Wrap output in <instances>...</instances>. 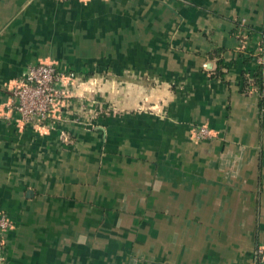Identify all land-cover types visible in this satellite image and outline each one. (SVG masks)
I'll list each match as a JSON object with an SVG mask.
<instances>
[{
	"label": "crops",
	"instance_id": "crops-1",
	"mask_svg": "<svg viewBox=\"0 0 264 264\" xmlns=\"http://www.w3.org/2000/svg\"><path fill=\"white\" fill-rule=\"evenodd\" d=\"M263 30L264 0H0L3 264H259ZM38 62L78 76L47 126L11 109Z\"/></svg>",
	"mask_w": 264,
	"mask_h": 264
},
{
	"label": "built area",
	"instance_id": "built-area-1",
	"mask_svg": "<svg viewBox=\"0 0 264 264\" xmlns=\"http://www.w3.org/2000/svg\"><path fill=\"white\" fill-rule=\"evenodd\" d=\"M261 34L257 61L262 71V97L264 98V30ZM77 78L74 71L60 69L55 64L32 63L27 66L21 79L12 89L14 101L11 109L19 114V120L23 124L50 125L56 118L55 111L58 105L72 96L69 86ZM195 130L196 139H205L210 135L205 126L196 127ZM12 226L10 217L0 212V264H3L5 258L6 233ZM255 257L259 264H264V245L257 247Z\"/></svg>",
	"mask_w": 264,
	"mask_h": 264
},
{
	"label": "trees",
	"instance_id": "trees-1",
	"mask_svg": "<svg viewBox=\"0 0 264 264\" xmlns=\"http://www.w3.org/2000/svg\"><path fill=\"white\" fill-rule=\"evenodd\" d=\"M79 1H84V0H79ZM58 66V65H57ZM59 67V66H58ZM60 68V67H59ZM60 69H62V68H60ZM68 71H73V70H68ZM75 72V71H74ZM76 73V72H75ZM77 74V73H76ZM263 101H264V99H263ZM264 106V105H263Z\"/></svg>",
	"mask_w": 264,
	"mask_h": 264
}]
</instances>
